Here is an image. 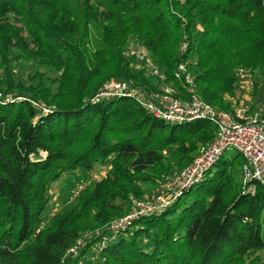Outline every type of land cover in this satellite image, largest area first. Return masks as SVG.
I'll return each mask as SVG.
<instances>
[{
	"label": "trees",
	"instance_id": "16d2710c",
	"mask_svg": "<svg viewBox=\"0 0 264 264\" xmlns=\"http://www.w3.org/2000/svg\"><path fill=\"white\" fill-rule=\"evenodd\" d=\"M132 41L164 73L161 82L184 97L175 76L183 63L198 95L230 110L237 69L264 68V0H0V264H69L66 251L83 232L127 213L131 196L162 185L213 137L209 121L169 122L134 97L91 101L112 77L157 87L124 55ZM20 58L57 75L15 81L10 64ZM243 162L239 153L219 160L159 214L134 219L132 231L99 250L102 264H264L250 256L264 249V188L235 179ZM99 165L109 166L101 179L44 218L52 183L68 174L74 192Z\"/></svg>",
	"mask_w": 264,
	"mask_h": 264
},
{
	"label": "built area",
	"instance_id": "2783aa9c",
	"mask_svg": "<svg viewBox=\"0 0 264 264\" xmlns=\"http://www.w3.org/2000/svg\"><path fill=\"white\" fill-rule=\"evenodd\" d=\"M124 55L139 62L138 65L151 77L157 78L160 81L157 87L147 90L131 80L112 77L103 82L91 97L92 102L124 96L134 97L150 114L169 122L194 119L209 121L213 125L214 135L209 141L198 146L197 154L189 164L168 177L162 193L148 198L133 199L131 211L121 218L110 221L108 229L112 236L111 241L128 229L134 219L159 214L173 199L202 181L228 148L235 149L244 160L241 166L243 181L253 180L264 188V108L258 111L250 110L243 104L235 103L230 110H223L206 103L196 92L192 75L186 72L185 65L180 63L175 76L184 78L183 88L186 95L183 97L174 84L161 82L165 79L164 73L143 47L138 45L127 47ZM237 73L247 75V84L250 91H253L255 82L252 73L242 67L237 69ZM2 99L3 94L0 92V101ZM9 100L10 96H7L3 101ZM83 187L84 183H79L73 193H78ZM86 236L78 238L68 248L66 255L69 257L77 255L84 245L83 238Z\"/></svg>",
	"mask_w": 264,
	"mask_h": 264
},
{
	"label": "rangeland",
	"instance_id": "374dc122",
	"mask_svg": "<svg viewBox=\"0 0 264 264\" xmlns=\"http://www.w3.org/2000/svg\"><path fill=\"white\" fill-rule=\"evenodd\" d=\"M137 45L138 44L136 42L132 41L129 43L128 47H134ZM13 53L18 54V53H20V51L18 49H14ZM191 59H194V56H192ZM138 64H139V62L133 60L132 65L134 67L135 72H138L139 70H144V72H146L145 69ZM10 68H11V71H13L15 81H18V80L25 81L28 76L34 75V73H36L37 71H44L50 76L57 75V72H55V70H50L49 68H46V67L42 66L41 64H38L33 59H26V58H20L18 60L15 59L10 64ZM148 75L149 74L147 73L146 76L148 77ZM2 76H3V72H2V69L0 68V79ZM252 79L255 82V84H254V90L250 91V89H249L250 86L247 84V81H248L247 75H245V74H239L238 75V87H239V89L236 90L237 91L236 100H234L232 98L230 99L229 96L225 97L231 103V105H235V103H239V104H243V105L249 107L250 110H256V111H258L261 108H264V68H260V69L253 71L252 72ZM44 81L48 85H51L50 80L44 78ZM52 87L54 88L55 85H52ZM197 150L198 149H196L195 152L192 154L193 157L195 156V154H197ZM234 153H237V151L235 149L228 148L223 152V154L221 155L219 160L220 161L225 160L228 157H231V155H233ZM218 166H219V163L216 165L214 164L211 167V169L207 175L208 176L211 175V173L214 170H216L218 168ZM108 168H109L108 165H99L96 168H94L92 171H89L88 173H83L82 176H83V179L85 181L84 185L87 186L89 181H91L92 179H101L106 174ZM176 171H178V170H176ZM176 171H174V172H176ZM174 172H172V173H174ZM172 173L169 176H171ZM169 176H167V178L165 179V181L162 185H158V186L151 185V184L145 185L144 186L145 194L141 197L131 196V200H133L135 198H148V197H151L155 194L162 193L164 191L163 185L165 184V182ZM233 176L235 177L236 180H243V173H242L241 168H239V167L235 168V170L233 171ZM67 178H68V174H64L59 181L51 184V189L49 191L50 196H51L50 197V204H49V207L47 208V211L44 215V218H47L49 215H51L57 209H60L61 207L65 206V205H69L77 197L78 193H73V189L68 190L65 187V182H66ZM205 178H206V176L202 180H204ZM132 208H133V206L131 207V209L129 211H131ZM127 213H125V214H127ZM125 214H123L121 216H117V217H112L105 225H103L101 227H97L94 230H87L81 234V237H83L84 235H87L86 237L83 238V240H84L83 244L84 245L81 247V249L84 246L86 247L87 246L86 243L90 241L88 243V244H90V247H89L86 255H84L83 258L80 259L81 264H83L85 262V260H87V259L91 260L92 264H102L101 259L98 255L99 250H101L103 246L107 245V243L111 241L110 239L112 237L111 233L109 232L108 225H109L111 220L121 218ZM132 229L133 228L130 227L129 231H132ZM79 252H78V254H79ZM77 255H75V256H77ZM255 255H258L259 257L264 258V249L258 250L256 252H254L253 254H251L250 256L253 257ZM75 256L68 258L69 264H73V258Z\"/></svg>",
	"mask_w": 264,
	"mask_h": 264
}]
</instances>
